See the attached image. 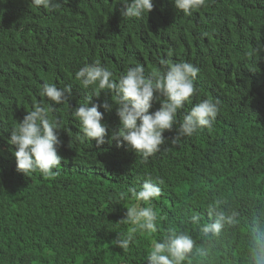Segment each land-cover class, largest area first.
<instances>
[{"label": "trees", "instance_id": "obj_1", "mask_svg": "<svg viewBox=\"0 0 264 264\" xmlns=\"http://www.w3.org/2000/svg\"><path fill=\"white\" fill-rule=\"evenodd\" d=\"M153 2L148 16L127 19L118 0H62L55 11L0 0V264H147L152 240L163 241L169 229L194 241L183 264H264V0H206L190 16L172 0ZM162 59L200 69L197 92L176 120L212 98L219 113L211 127L173 143L177 123L147 161L108 142L119 125L115 109H100L105 144L83 137L72 112L93 92L74 80L80 67L99 60L118 80L137 63L146 75L162 71ZM45 82L71 85L69 103L40 97ZM105 98L114 102L102 93L92 103ZM35 104L61 122L63 165L53 178L17 166L16 176L8 172L12 128ZM147 176L163 180L151 201L158 231L137 232L124 251L114 240L130 227L120 222L136 203L129 189ZM209 205L232 217L217 235L201 231L215 219Z\"/></svg>", "mask_w": 264, "mask_h": 264}, {"label": "clouds", "instance_id": "obj_2", "mask_svg": "<svg viewBox=\"0 0 264 264\" xmlns=\"http://www.w3.org/2000/svg\"><path fill=\"white\" fill-rule=\"evenodd\" d=\"M29 6L49 11L60 8L62 0H28ZM125 7L121 10L124 18H141L149 15L153 8V0H118ZM176 9L190 16L194 11L203 7L206 0H172ZM172 55L171 52L168 53ZM162 71H153L145 74L142 64H135L120 74L118 80L114 73L96 60L86 63L75 72L74 80L84 88H92L93 96L99 98L102 93L114 94V102L107 98L102 103H92V97L74 108L72 116L80 124L83 137L95 141L99 147L106 142L109 136V125L104 122V112L115 109L119 117V125L111 129L108 142L115 141L118 147L125 144L145 161L160 151L166 138L165 131H171L174 125L177 135L172 138L176 143L179 138L193 136L205 127H211L219 113V101L207 98L195 104L187 111L182 121L177 122L178 111L191 103V98L197 92L194 81L200 69L187 61L171 62L161 60ZM39 96L46 97L56 105L69 103L72 96V86L57 87L55 83L45 82L39 89ZM107 97V96H106ZM159 102L160 107L151 111L153 103ZM91 104V106H90ZM52 108L35 104L33 110L28 111L22 121L13 126L8 144L12 147L11 166L8 172L13 176L17 170L25 175L39 172L45 178L56 175L54 169L63 165L58 152L61 145L58 131L61 122L51 115ZM14 156L16 160L14 159ZM62 160V161H61ZM163 180L147 176L139 190L130 188L131 199L136 201L127 207L125 218L120 222L130 225L127 233H118L114 244L127 251L135 239L137 232L155 234L158 231V214L151 206L153 198L162 195L160 185ZM126 194H121L124 199ZM143 202L146 206H141ZM208 216L215 217L214 222L205 223L201 231L217 235L225 223H231L232 217L225 216L215 206H208ZM200 216L192 215L191 221L199 223ZM194 241L188 234H180L169 229L163 241L152 240L151 248L146 257L147 264H183L192 253Z\"/></svg>", "mask_w": 264, "mask_h": 264}]
</instances>
